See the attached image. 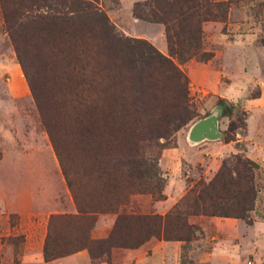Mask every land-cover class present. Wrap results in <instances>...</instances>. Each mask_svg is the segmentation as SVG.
Listing matches in <instances>:
<instances>
[{
    "label": "rangeland",
    "instance_id": "1",
    "mask_svg": "<svg viewBox=\"0 0 264 264\" xmlns=\"http://www.w3.org/2000/svg\"><path fill=\"white\" fill-rule=\"evenodd\" d=\"M86 1L118 34L147 42L183 73L188 119L173 134L171 148L157 151L161 199L132 193L116 212L95 213L88 233L96 242L91 246L95 258L81 249L45 261L49 216L76 214L48 128L58 134L69 178L83 193L91 192L92 184L82 177L86 165L73 150V125L50 81L57 76L56 49L35 24L41 10H28L24 0H0V264H264V0H210L227 7L223 21L200 23L201 51L211 54L207 62H179L169 55L163 26L151 19L150 0ZM213 111L220 137L189 143V127ZM222 164L230 174L224 180L243 177L239 183L248 182L254 191L245 219L189 215L181 208L191 226L181 234L183 240L151 237L132 249L110 244L118 216H163Z\"/></svg>",
    "mask_w": 264,
    "mask_h": 264
},
{
    "label": "trees",
    "instance_id": "2",
    "mask_svg": "<svg viewBox=\"0 0 264 264\" xmlns=\"http://www.w3.org/2000/svg\"><path fill=\"white\" fill-rule=\"evenodd\" d=\"M150 2L151 19L163 26L170 56L179 62L211 58L201 51L200 23L223 21L224 2ZM24 7L41 10L35 24L56 49L57 76L50 81L63 115L71 119L73 150L86 165L82 177L92 184L91 192L83 193L69 178L58 134L48 128L76 214L49 216L42 257L50 261L87 249L95 258L91 246L96 242L88 240L95 213L116 212L132 193L162 198L157 151L171 148L173 134L188 119L186 77L147 42L118 34L104 13L86 0H24ZM245 164L256 167L247 159ZM226 173L230 176L222 164L207 183L190 188L180 207L163 216H118L110 244L132 249L151 237L183 240L181 234L191 226L184 223L181 208L189 215L245 219L254 191L248 182L239 183L243 177L239 182L224 180ZM239 195L242 200H237Z\"/></svg>",
    "mask_w": 264,
    "mask_h": 264
},
{
    "label": "water",
    "instance_id": "3",
    "mask_svg": "<svg viewBox=\"0 0 264 264\" xmlns=\"http://www.w3.org/2000/svg\"><path fill=\"white\" fill-rule=\"evenodd\" d=\"M220 137L218 131L217 111L194 122L187 131V141L197 144L203 141H214Z\"/></svg>",
    "mask_w": 264,
    "mask_h": 264
}]
</instances>
